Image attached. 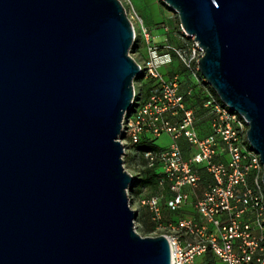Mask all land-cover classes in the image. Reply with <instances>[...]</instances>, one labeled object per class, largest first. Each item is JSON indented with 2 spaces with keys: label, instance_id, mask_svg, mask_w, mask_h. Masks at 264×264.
Listing matches in <instances>:
<instances>
[{
  "label": "water",
  "instance_id": "obj_1",
  "mask_svg": "<svg viewBox=\"0 0 264 264\" xmlns=\"http://www.w3.org/2000/svg\"><path fill=\"white\" fill-rule=\"evenodd\" d=\"M161 1L264 165V0ZM134 42L121 0H0V264H172L128 195Z\"/></svg>",
  "mask_w": 264,
  "mask_h": 264
},
{
  "label": "built area",
  "instance_id": "obj_2",
  "mask_svg": "<svg viewBox=\"0 0 264 264\" xmlns=\"http://www.w3.org/2000/svg\"><path fill=\"white\" fill-rule=\"evenodd\" d=\"M127 15L134 25L135 44V16ZM139 20L148 57L138 62V77L154 80L157 86L143 102L137 99L135 90L132 107L122 122L120 142L124 146V166L129 155L142 154L146 167L158 174V186L163 191L167 188L165 198L154 195L141 200L154 224L150 236L167 237L172 264H198L197 258L207 252L220 264H264V165L248 140V121L223 103L200 73L199 60L205 51L194 36L180 24L183 45L176 46L168 39L157 43ZM171 54L195 80L185 91L182 74L165 78L159 71L161 64L171 62ZM189 99L196 102L195 107ZM202 122H208L211 129L205 136L198 131ZM163 134L173 139L169 147L139 149L143 141L155 143ZM182 139L189 146L188 157L180 144ZM134 148L135 152L130 153ZM130 173L134 177L128 190L132 204L136 177ZM192 194L197 219L164 220L162 201L169 210L178 212Z\"/></svg>",
  "mask_w": 264,
  "mask_h": 264
},
{
  "label": "rangeland",
  "instance_id": "obj_3",
  "mask_svg": "<svg viewBox=\"0 0 264 264\" xmlns=\"http://www.w3.org/2000/svg\"><path fill=\"white\" fill-rule=\"evenodd\" d=\"M121 1L124 4L127 13L129 15L131 14L135 16L134 24H135L136 31L138 34V38H137L136 43L133 45L131 49V55L138 62L143 63L144 60L148 57V53L146 50L147 43L145 41L143 34L140 33L141 30H140L139 15L143 18L144 24L146 26L151 25V23L153 24V23L161 21V18L163 17L165 13L172 21L173 20L177 21V24L180 26V23H178L179 17L175 11L168 9L167 7H164V10L162 9L165 13L164 12L161 13V10H160V8H162L160 5L161 0H121ZM151 30H152V35L157 37L156 40L158 41L155 40V42L159 43L167 38V37H164L167 35V27L159 28V27H155L154 25H152ZM171 55L173 58L172 60L174 62L172 63L169 62L163 65L162 67H159L160 73L163 74L165 78H168L169 77L168 73H172L174 70L178 72L180 71L183 72L185 70L183 64L173 54ZM153 84H156L155 81L149 83L147 79L145 80L143 78L135 79L134 85H135V89L137 91L138 97L140 96L141 98H144L145 94L151 88ZM172 142H173V139L168 134H163L159 138L155 139V144L161 148L169 147ZM134 152H135V148L130 150V153H134ZM135 155L137 157L134 158L133 160L129 161L128 158L125 159L126 168L135 175L136 179L137 178H139L140 180L149 179L151 176H150V173L148 172L149 169L146 167L145 161L139 156L138 153ZM161 171L162 169L159 168V172ZM141 184L142 183H140L134 191V199L131 205L139 213L138 219L136 220V231L142 236H150L153 230L151 229L152 221L151 219H148L144 223L143 217L148 218L151 216V214L148 208L142 205L141 200L154 196V195H159L165 198L166 193L157 184H154V183H149L146 185H141ZM192 197L195 198V195L192 194ZM186 207L188 208L191 207V204H187ZM162 213H163V216L167 220L170 218L175 220L179 216L197 218V215L189 209L180 210L178 212L171 213L166 208L165 202L162 203ZM202 260H204L203 256L197 258V263L199 264Z\"/></svg>",
  "mask_w": 264,
  "mask_h": 264
},
{
  "label": "crops",
  "instance_id": "obj_4",
  "mask_svg": "<svg viewBox=\"0 0 264 264\" xmlns=\"http://www.w3.org/2000/svg\"><path fill=\"white\" fill-rule=\"evenodd\" d=\"M161 4V7L160 10H161V13H163L164 11V7H167L168 9H170L168 6H166L162 1L160 2ZM163 9V10H162ZM165 13V12H164ZM139 15V14H138ZM139 17L141 18L143 24H144V20L143 18L139 15ZM170 18L167 16V14L165 13L163 15V17L161 18V21L159 22H156V23H151V25L149 26H146L144 24V26L148 29L149 33L151 34V36L153 37L154 41L157 39V37L153 36L152 35V30H151V27L152 25H154L155 27H167V35L164 36V37H167L166 39L169 40L170 43L176 45V46H180V45H183L185 43V40L182 39L181 35H182V32H181V29H180V26L177 24V21L175 20H169ZM178 23H180V20L178 19ZM158 41V40H156ZM161 41V40H160ZM163 41L159 42V43H163ZM138 50V49H137ZM139 51V50H138ZM174 62L173 60H171V63ZM163 65L165 64H161L159 67H162ZM185 69V68H184ZM178 71L174 70L172 73H168L169 76H171L173 73H177ZM178 73H182V80H183V83H182V90H186L188 89L189 87H191L193 84H194V78L192 77V75L187 72L186 70H184L183 72L180 71ZM199 111V109H198ZM198 131L200 133L201 136H205L207 134H209L211 132V129H210V126H209V123L208 122H202L199 127H198ZM180 144L182 146V149L184 151V154L186 157L189 156V146L187 144V142L185 140H180ZM161 148V147H160ZM135 154H131L129 156H133ZM192 200H193V197L191 196V199L190 201L187 203V204H191V207H186L187 204H185V206L183 207L182 210H185V209H189L191 211H193V213H195L197 215V218H198V214L197 212L195 211L194 207H193V204H192ZM180 217H187V216H179ZM178 218V217H177ZM176 218V219H177ZM192 218V217H191ZM194 218V217H193ZM196 218V219H197ZM195 219V218H194Z\"/></svg>",
  "mask_w": 264,
  "mask_h": 264
},
{
  "label": "trees",
  "instance_id": "obj_5",
  "mask_svg": "<svg viewBox=\"0 0 264 264\" xmlns=\"http://www.w3.org/2000/svg\"><path fill=\"white\" fill-rule=\"evenodd\" d=\"M138 78H142V77H138ZM154 80H151V79H148V82L149 83H151V82H153ZM156 84H153L152 86H151V88L147 91V93L145 94V96H144V98H141L140 96L139 97H137V99L140 101V102H143L153 91H155L156 90ZM196 97H198L199 95H200V93L197 91L196 92ZM199 98V97H198ZM190 100V99H189ZM199 101V100H198ZM196 102L195 101H192V100H190L189 101V104L191 105V106H193V107H195L196 106V104H195ZM139 149L142 151V150H148V149H151V150H159V149H161L160 147H158L154 142H148V141H143L140 145H139ZM139 156L145 161V163H147L146 162V159L143 157V155L142 154H139ZM137 156L136 155H133L132 157L131 156H128V160L130 161V160H133L134 158H136ZM149 170H148V172L150 173V178L149 179H143V180H140L139 178H137L136 179V181H135V184H134V188L136 189V187H138V185L140 184V183H142L141 185H146V184H149V183H154V184H157L158 185V180H157V176H158V174L155 172V170L154 169H150V168H148ZM166 189L167 188H165V191H166ZM162 203H164V201H162L161 202V207H162ZM166 206V205H165ZM166 208L168 209V207L166 206ZM169 210V209H168ZM169 212H171V213H175V212H173V211H171V210H169ZM151 217V216H150ZM150 217H148V218H146V217H143V221H144V223L146 222V220H148V219H151ZM164 220L165 221H171V220H173V219H166L165 217H164ZM152 221V220H151ZM152 223V226H151V229H153V227H154V224H153V222H151ZM203 257H204V260H202L199 264H220V263H218V261L214 258V256L210 253V252H207V253H205L204 255H203Z\"/></svg>",
  "mask_w": 264,
  "mask_h": 264
}]
</instances>
